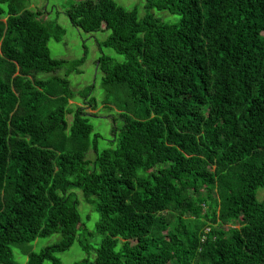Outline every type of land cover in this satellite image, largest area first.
I'll list each match as a JSON object with an SVG mask.
<instances>
[{
	"label": "trees",
	"instance_id": "trees-1",
	"mask_svg": "<svg viewBox=\"0 0 264 264\" xmlns=\"http://www.w3.org/2000/svg\"><path fill=\"white\" fill-rule=\"evenodd\" d=\"M67 14L125 56L97 60L114 137L102 148L79 103L98 109L93 85L70 87L87 54L54 58L57 21L0 0V264H22L15 246L61 264L77 241L89 254L74 264H264V0H80Z\"/></svg>",
	"mask_w": 264,
	"mask_h": 264
},
{
	"label": "rangeland",
	"instance_id": "rangeland-1",
	"mask_svg": "<svg viewBox=\"0 0 264 264\" xmlns=\"http://www.w3.org/2000/svg\"><path fill=\"white\" fill-rule=\"evenodd\" d=\"M26 7L31 8L35 11L40 10L42 12V20H51L54 19L62 27L63 32L65 33L61 40H56L54 37L50 38L48 45L51 51V55L54 58H66V59H78L87 54V59L82 65L83 72L80 74L73 73L69 76L70 87L75 90L83 89L84 87L93 85L90 96L96 98L99 102L98 109H93L91 105L83 104V101L79 103L84 106L86 113L90 115L98 114V116L92 117L91 122L94 125L95 132L101 134L100 144L102 148H106L109 145V140L111 137H114L112 132L113 129V117L116 116L117 112L114 111L115 108L106 105L105 101L108 100V92L106 87L102 84V74L98 72L97 69V60L102 54L111 55L118 60H125V56L117 53L111 47L100 46L97 38H105L109 32H97L94 34L86 33L77 27H75L68 14L67 10L70 8L71 4L77 3L80 0H22ZM119 4L132 9L137 4H141V0H116ZM158 15L163 16L165 20L172 21L179 19L178 15H172L167 11L156 10ZM59 74H61L59 72ZM74 101H71L73 103ZM70 120L72 116L69 117ZM79 193L80 189H77ZM90 205L86 203L82 197V203H80V210L83 216V219L86 221V226L89 231L96 232L94 238L91 237L90 241L100 244L102 239V234L96 231L97 222L100 218V214L94 210L93 216L91 219L87 218L89 213ZM60 235L54 234L51 237L38 238L37 241L29 244L32 245L33 250H40L42 247L49 244H53L60 239ZM97 239V240H94ZM98 241V242H96ZM26 246V245H24ZM22 246L14 247V255L18 262L26 264L27 255L22 253ZM60 257L61 264H74L76 261H79L85 258L89 252L82 249L80 243L77 241L69 250L56 253ZM44 264H53L49 260H45Z\"/></svg>",
	"mask_w": 264,
	"mask_h": 264
}]
</instances>
